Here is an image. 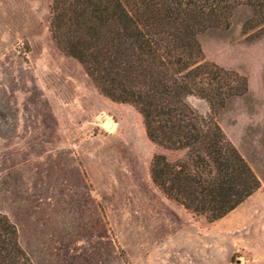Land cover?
I'll return each mask as SVG.
<instances>
[{
  "label": "rangeland",
  "instance_id": "obj_1",
  "mask_svg": "<svg viewBox=\"0 0 264 264\" xmlns=\"http://www.w3.org/2000/svg\"><path fill=\"white\" fill-rule=\"evenodd\" d=\"M53 0H0V214L30 264H264V21L243 4L197 34L249 91L215 114L261 181L211 221L153 181L156 154L130 102L106 95L50 30ZM28 41V42H27ZM196 112L209 104L189 97Z\"/></svg>",
  "mask_w": 264,
  "mask_h": 264
},
{
  "label": "trees",
  "instance_id": "obj_2",
  "mask_svg": "<svg viewBox=\"0 0 264 264\" xmlns=\"http://www.w3.org/2000/svg\"><path fill=\"white\" fill-rule=\"evenodd\" d=\"M243 4L264 21V0H53L50 7V30L63 52L103 93L132 103L154 143L179 154L155 155L154 183L211 221L261 186L215 116L249 91L248 78L207 60L197 37L229 27ZM191 96L205 100L211 113L196 112ZM0 264H30L16 225L2 214Z\"/></svg>",
  "mask_w": 264,
  "mask_h": 264
}]
</instances>
